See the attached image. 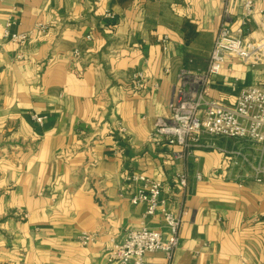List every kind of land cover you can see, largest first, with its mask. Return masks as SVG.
I'll return each mask as SVG.
<instances>
[{
    "label": "crops",
    "instance_id": "1",
    "mask_svg": "<svg viewBox=\"0 0 264 264\" xmlns=\"http://www.w3.org/2000/svg\"><path fill=\"white\" fill-rule=\"evenodd\" d=\"M245 1L232 8L234 31ZM222 22L218 0H0V264H119L108 259L113 240L144 225L166 230L131 203L125 175L170 185L185 172L188 190L165 194L185 212L174 264L264 262V182L240 187L224 154L188 156L154 137L157 121L171 117L180 71L208 68ZM38 24L47 32L22 45L5 38ZM251 29L264 49L258 14ZM255 86H264V60L229 57L209 95L231 108ZM217 144L258 155L252 144ZM82 233L98 240L83 247Z\"/></svg>",
    "mask_w": 264,
    "mask_h": 264
},
{
    "label": "built area",
    "instance_id": "2",
    "mask_svg": "<svg viewBox=\"0 0 264 264\" xmlns=\"http://www.w3.org/2000/svg\"><path fill=\"white\" fill-rule=\"evenodd\" d=\"M223 7V22L217 34L210 54L208 68L202 72L182 69L179 73L181 84L172 99L169 109L170 119H159L154 137L165 141L169 146H178L184 155L191 156L197 150L217 151L224 154L236 171L235 179L240 187L245 180L264 182V86L245 88L241 91L234 107H226L210 98L209 85L219 76L227 58L240 59L249 65H257L264 60V49L248 37L252 33L251 24L256 14L264 21V9L257 12L252 0H246L242 7L243 16L239 28L230 27L232 8L239 0H218ZM113 19V16H109ZM10 26V24H9ZM48 25L38 24L31 33L11 34L5 32V38L11 43L22 45L34 32L45 33ZM75 57L80 52L74 53ZM145 75L133 76L136 88H141ZM39 123L42 118L35 117ZM124 132V129L121 128ZM219 140L235 143H248L258 147V155L250 156L244 147L224 149L218 146ZM187 172L177 177L173 184L155 181L142 173L125 175V182L132 188L130 201L133 205H144V219L160 217L163 229H153L144 225L128 232L123 243L113 240V246L107 250L109 262L119 264H174L181 242V229L185 212H176L171 207L166 193H174L175 188L188 190ZM201 180V176L197 177ZM172 193V194H173ZM121 197H125L124 194ZM98 240V234L82 233L79 242L89 247ZM162 255L161 262H151L149 256ZM264 264V262L262 263Z\"/></svg>",
    "mask_w": 264,
    "mask_h": 264
}]
</instances>
